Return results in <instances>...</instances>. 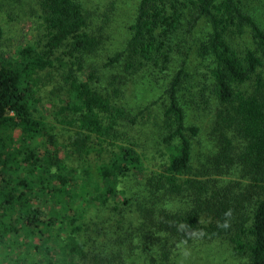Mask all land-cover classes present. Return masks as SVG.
<instances>
[{"label": "trees", "instance_id": "16d2710c", "mask_svg": "<svg viewBox=\"0 0 264 264\" xmlns=\"http://www.w3.org/2000/svg\"><path fill=\"white\" fill-rule=\"evenodd\" d=\"M25 1L34 28L0 47V264H83V227L121 210L146 239H219L264 264V24L247 0H139L99 65L114 3ZM135 72L165 80L146 153L122 103ZM188 109L208 116L205 141Z\"/></svg>", "mask_w": 264, "mask_h": 264}, {"label": "rangeland", "instance_id": "374dc122", "mask_svg": "<svg viewBox=\"0 0 264 264\" xmlns=\"http://www.w3.org/2000/svg\"><path fill=\"white\" fill-rule=\"evenodd\" d=\"M138 1L85 0L86 8L93 13L104 11L107 7L110 11L112 3L116 7V18L112 21L114 22L112 38L106 44L107 47L104 45V49L101 48V54L94 58L97 65L100 64L101 58H105L108 53L116 52L126 43L128 37V33L125 32L126 25L129 20H133ZM247 2L257 18L264 24V0H247ZM34 5L35 2L28 4L25 0H0V24L4 28V39L0 41L1 48L6 50L13 48L24 30L34 28L29 18ZM194 65L198 68L200 77L205 69L201 59H195ZM126 81L122 103L129 110L134 109L135 113L139 111L138 115L143 114L139 123L135 126H127V130L139 138L140 150L146 153L151 149L152 144L149 140L150 135L145 133V130L149 126L153 129L159 128L163 116L162 104L165 98L161 96L164 94L165 80L162 75L151 76L135 72ZM202 88L204 92L201 95H206L207 87L203 84ZM48 93L46 92L50 96ZM196 102L192 101L193 104ZM146 103H151V107L140 110V106ZM188 110L189 123L203 126L204 132L201 139L205 141L206 130L210 125L208 116L193 109ZM156 148L155 142L153 151ZM92 158L93 156L90 157ZM103 214H107L108 218H101ZM101 219H106L108 222H101ZM140 227L144 228L141 226L139 217L132 211L95 212L92 222H87L81 231L88 253L83 259V264H244L234 252L226 250V244L219 239L207 240L197 235H194L192 240L168 235L159 239L155 237L146 239L141 236ZM169 248L167 258H164L162 254Z\"/></svg>", "mask_w": 264, "mask_h": 264}]
</instances>
